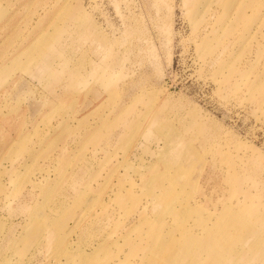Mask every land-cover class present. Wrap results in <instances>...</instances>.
<instances>
[{
  "label": "rangeland",
  "instance_id": "1",
  "mask_svg": "<svg viewBox=\"0 0 264 264\" xmlns=\"http://www.w3.org/2000/svg\"><path fill=\"white\" fill-rule=\"evenodd\" d=\"M0 264H264V0H0Z\"/></svg>",
  "mask_w": 264,
  "mask_h": 264
}]
</instances>
